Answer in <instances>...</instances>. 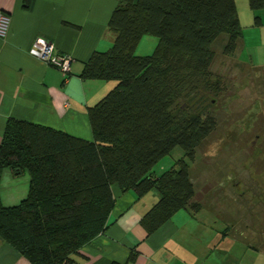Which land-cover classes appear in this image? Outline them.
I'll use <instances>...</instances> for the list:
<instances>
[{"label":"trees","instance_id":"trees-1","mask_svg":"<svg viewBox=\"0 0 264 264\" xmlns=\"http://www.w3.org/2000/svg\"><path fill=\"white\" fill-rule=\"evenodd\" d=\"M107 23L112 45L86 61L85 78L113 79L114 87L88 107L91 140L9 118L0 142V179L9 169L28 177L24 197L5 205L0 197V237L31 264H71L72 256L106 230L115 206L112 186L154 190L157 201L140 224L150 234L193 202L189 162L214 126L177 106L188 87L210 68L212 43L228 38L233 54L241 34L235 0H117ZM252 10L264 0H248ZM156 38L150 55L135 47ZM179 147L181 156L159 175L153 168Z\"/></svg>","mask_w":264,"mask_h":264},{"label":"crops","instance_id":"crops-1","mask_svg":"<svg viewBox=\"0 0 264 264\" xmlns=\"http://www.w3.org/2000/svg\"><path fill=\"white\" fill-rule=\"evenodd\" d=\"M235 2L241 34L228 57L238 67L260 72L264 70V7L252 10L248 0ZM117 4V0H0V14L9 17L6 34L0 37V142L9 118L92 139L87 109L116 81L85 78L81 73L93 52L112 45L107 23ZM221 35L226 36V43L227 34ZM38 37L50 41L58 52L72 56L66 76L29 54ZM146 40L154 47L155 37ZM27 189V175H16L9 169L2 172L3 204L17 203ZM112 193L115 206L106 230L85 244L81 254L73 255L71 264H243V255L238 262L237 255L228 258L216 254L219 245L226 246V234L217 232L204 241L203 234H196L192 222L186 219L187 213L182 216L178 212L146 234L140 219L157 201V193L138 197L135 191L124 192L117 185L112 186ZM256 260L249 259L246 264H256ZM0 264L31 263L0 237Z\"/></svg>","mask_w":264,"mask_h":264},{"label":"rangeland","instance_id":"rangeland-1","mask_svg":"<svg viewBox=\"0 0 264 264\" xmlns=\"http://www.w3.org/2000/svg\"><path fill=\"white\" fill-rule=\"evenodd\" d=\"M224 37L212 44L209 70L194 79L186 98L177 100L182 113L211 118L214 126L195 147L188 168L194 189L191 201L201 206L181 208L170 219L187 213L204 241L217 232L226 234L227 244L219 245L216 254L237 255L238 262L243 255V264L257 257L256 264H264V70L236 66L222 51ZM152 38H141L135 54L150 55L156 41L152 47L146 39ZM181 154L174 148L156 163L154 175L169 169Z\"/></svg>","mask_w":264,"mask_h":264},{"label":"built area","instance_id":"built-area-1","mask_svg":"<svg viewBox=\"0 0 264 264\" xmlns=\"http://www.w3.org/2000/svg\"><path fill=\"white\" fill-rule=\"evenodd\" d=\"M9 25V17L6 14H0V37H4ZM29 54L41 59L46 64L56 67L64 76L70 72L72 56L58 52L54 45L41 37H38L32 43Z\"/></svg>","mask_w":264,"mask_h":264}]
</instances>
